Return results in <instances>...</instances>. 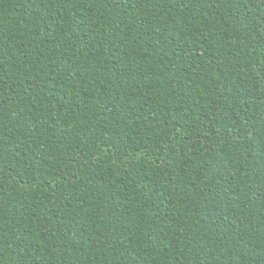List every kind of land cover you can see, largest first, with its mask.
Here are the masks:
<instances>
[{
	"label": "trees",
	"instance_id": "1",
	"mask_svg": "<svg viewBox=\"0 0 264 264\" xmlns=\"http://www.w3.org/2000/svg\"><path fill=\"white\" fill-rule=\"evenodd\" d=\"M0 264H264V0H0Z\"/></svg>",
	"mask_w": 264,
	"mask_h": 264
}]
</instances>
